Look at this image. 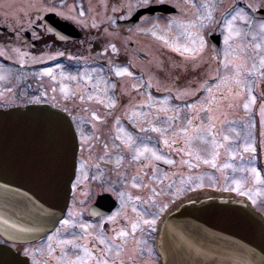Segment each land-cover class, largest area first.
Listing matches in <instances>:
<instances>
[{"label":"rangeland","instance_id":"obj_1","mask_svg":"<svg viewBox=\"0 0 264 264\" xmlns=\"http://www.w3.org/2000/svg\"><path fill=\"white\" fill-rule=\"evenodd\" d=\"M236 1L0 0V26L16 37L0 42V109L47 102L80 120L89 134L102 133L107 118H111L108 133H114V124L120 122L123 128L128 117L141 135L153 134L152 149H162L158 154L173 161L131 157L121 145L122 157L129 160L121 162L122 184L136 182L141 197L162 190L145 178L150 175L147 166L159 161L168 165L163 191L166 194L167 186L171 203L179 190L181 201L209 191L247 199L257 211L264 210V103L258 104L264 100L260 89L264 84V22L250 18ZM240 1L251 8L264 5V0ZM160 3L171 5L175 13L144 17L126 29L115 24L140 6ZM199 4L208 5V12L201 13ZM48 11L57 12L92 37L84 58L61 61L49 54L51 48L44 47L40 54L20 42V33ZM216 33L221 36L220 49L213 52L208 37ZM110 45H115V51ZM44 62L48 64L37 68ZM124 68L128 72L117 73ZM115 138L120 142L121 135ZM85 142V137L80 138L81 164L96 154ZM111 145L119 149L114 142ZM92 147L96 149L95 144ZM75 197L79 200L83 193ZM118 215L129 214L120 211ZM67 230L62 224L41 241L43 261L54 259L49 258L55 256L54 250L65 251ZM75 243L81 246L78 240ZM142 248L148 254L153 251ZM81 250L74 249L75 257Z\"/></svg>","mask_w":264,"mask_h":264},{"label":"water","instance_id":"obj_2","mask_svg":"<svg viewBox=\"0 0 264 264\" xmlns=\"http://www.w3.org/2000/svg\"><path fill=\"white\" fill-rule=\"evenodd\" d=\"M174 11L151 5L121 23L131 26L144 14ZM255 16L264 17V10ZM61 24L79 37L75 28ZM209 39L217 49L219 35ZM77 150L75 130L63 111L46 104L0 110L1 238L30 243L55 228L68 205ZM157 247L161 264H264V218L233 198L188 201L162 222ZM13 260L18 258L0 246L1 263Z\"/></svg>","mask_w":264,"mask_h":264},{"label":"flooded vegetation","instance_id":"obj_3","mask_svg":"<svg viewBox=\"0 0 264 264\" xmlns=\"http://www.w3.org/2000/svg\"><path fill=\"white\" fill-rule=\"evenodd\" d=\"M243 7H245V9L243 8L245 12L251 10L252 13L255 10L248 9L246 5ZM52 13L55 14L56 18L49 16ZM58 18L68 24H73L78 31L79 38H73L74 33L67 26L58 24L55 21ZM262 31L264 32V30ZM7 38L16 39L14 34L0 26V42L5 41ZM91 39L92 37H89L87 31L77 27L76 24L55 11L37 15L34 23L24 29L19 36L22 44L37 49L39 53L42 52L44 47H48L51 48L49 54L76 60H81L86 56L85 50L91 48L90 45L93 44ZM130 46L131 44H129ZM260 88H262L261 91L264 96V84ZM262 102L264 103V100ZM162 114L165 117L167 116L165 110ZM69 116L71 118V115ZM126 118L123 121V128H120V122L114 124V133H108L111 118H107L106 121L102 122V133L98 134L94 132L89 134L90 131L80 124V120L76 122L71 118L78 137V154L80 151V138L82 137L86 138L85 144H89V151L96 154H94V158L87 157L84 159L82 164L77 159L70 199L65 218L62 220L69 221V224H67L66 249L62 252L54 250L52 254L56 257L50 256L49 258L54 259L43 261L41 256L44 247L41 242L16 244L5 241L0 237V245L10 250L13 256L18 258V260L2 263L0 261V264H76L80 261L83 264H99L103 261H106L107 264H160L154 238L162 220L170 213L171 209L181 205V190L178 191L174 202H169L171 196H169L167 186L166 194L163 191V185L169 179V169L168 165L159 161L147 164L150 175H146L145 178L154 186L160 185L162 190L154 191V194L149 192L146 196L141 197L139 194L141 189L135 186L136 182L132 180L130 183L122 184L123 166L121 162L129 163V160L122 157L121 145L123 144L126 147L125 151H129V156L139 158L136 148L147 144L152 149L153 143V134L141 135L135 123L130 118ZM117 134L121 135L120 142L116 141L115 136ZM129 137L135 142L134 148L130 146L129 148L128 144L125 143ZM112 142L116 144V147H119L118 150L113 148ZM93 144H95L96 149L92 147ZM102 151L103 155H101ZM159 151H162V149H157V152ZM141 156H148V154ZM91 160H94V162H91ZM132 168L134 166L129 167L130 171H133ZM84 184L85 188L83 187ZM144 185L146 183H143L142 186ZM77 192L78 194L83 193V197L79 200L75 197ZM121 193H123V196L120 195ZM124 201H126V204L123 203ZM112 204L114 206L110 208ZM129 205H131V208L128 211ZM120 211H127L129 215L124 218L123 216L120 217L118 215ZM262 213L264 215L263 209ZM144 220L155 222L146 225L143 223ZM133 223L138 225L135 230L132 228ZM61 225L62 223L59 224V226ZM81 225L87 227H81ZM75 240L81 242V246L76 245ZM101 240L104 242L101 243ZM144 246H146V249L151 248L153 251L148 254L142 248ZM74 249H82L77 257L73 254ZM71 254L73 257H70ZM8 258H10V254ZM61 258L63 260H60Z\"/></svg>","mask_w":264,"mask_h":264},{"label":"snow or ice","instance_id":"obj_4","mask_svg":"<svg viewBox=\"0 0 264 264\" xmlns=\"http://www.w3.org/2000/svg\"><path fill=\"white\" fill-rule=\"evenodd\" d=\"M148 2H149V0H144L145 4H147ZM229 27H231V25H229ZM262 27H264V25H262ZM161 38L163 39V37H161ZM110 47L113 49V51H115V45H110ZM177 50H179V49H177ZM186 51H187V49H186ZM121 71L122 72H128V69L127 68L117 69V73L118 74ZM129 75H131V73H129ZM246 107H247V105H246ZM93 115H95V113H93ZM96 119L99 120L100 117L97 116ZM153 130L156 131V132H160L161 131V129H159V128H154ZM125 143L128 144L129 146H132V145H134L135 142L131 139V137H129L125 141ZM164 144H166V145L168 144V140L167 139L164 140ZM252 151H255V149L253 148ZM136 152H137V156L148 154V156H145L146 159L149 158V156H150V157H154L157 160H166L165 156L159 155L158 152L155 149L149 148L147 144L142 145V147H140V148H136ZM166 162L169 163V164L173 163V161H171V160H166ZM208 162L209 161L205 160V163H208ZM253 172H255V169H253ZM136 186L140 187V185H136ZM73 187H75V185H73ZM120 195L123 196V193H121ZM137 199H139V197H137ZM109 219H111V217H109ZM154 222L155 221H153V220H144L143 221V223L146 224V225L153 224ZM61 223L64 224V225H67V224H69V221L68 220H64V221H61ZM81 227H85L86 228L87 226L86 225H81ZM136 227H138V225L136 223H133L132 224L133 230H135ZM121 234H123V233H121ZM49 239H51V237H49ZM103 242L104 241L101 240V243H103ZM69 243H70V241H69ZM25 251H27V250H25ZM85 251H87V250H85ZM99 264H107V262L103 261V262H99Z\"/></svg>","mask_w":264,"mask_h":264},{"label":"trees","instance_id":"obj_5","mask_svg":"<svg viewBox=\"0 0 264 264\" xmlns=\"http://www.w3.org/2000/svg\"><path fill=\"white\" fill-rule=\"evenodd\" d=\"M206 195H208V194H206ZM188 197L189 196H186L181 202L186 201L188 199ZM190 198H193V197H190Z\"/></svg>","mask_w":264,"mask_h":264}]
</instances>
